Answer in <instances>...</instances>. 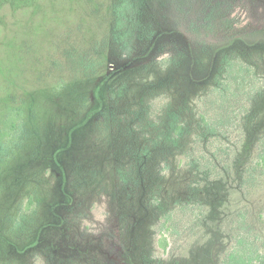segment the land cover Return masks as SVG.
Instances as JSON below:
<instances>
[{"label": "rangeland", "instance_id": "374dc122", "mask_svg": "<svg viewBox=\"0 0 264 264\" xmlns=\"http://www.w3.org/2000/svg\"><path fill=\"white\" fill-rule=\"evenodd\" d=\"M0 264H264V0H0Z\"/></svg>", "mask_w": 264, "mask_h": 264}]
</instances>
